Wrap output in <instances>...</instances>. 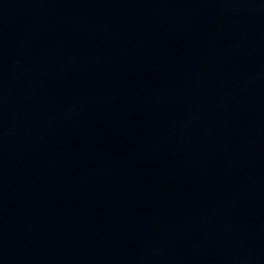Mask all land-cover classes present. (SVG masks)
I'll return each instance as SVG.
<instances>
[{
  "label": "water",
  "instance_id": "95a60500",
  "mask_svg": "<svg viewBox=\"0 0 264 264\" xmlns=\"http://www.w3.org/2000/svg\"><path fill=\"white\" fill-rule=\"evenodd\" d=\"M0 264H264V0H0Z\"/></svg>",
  "mask_w": 264,
  "mask_h": 264
}]
</instances>
